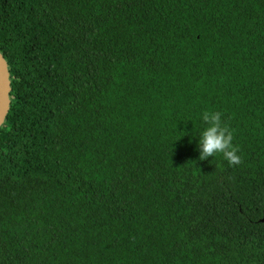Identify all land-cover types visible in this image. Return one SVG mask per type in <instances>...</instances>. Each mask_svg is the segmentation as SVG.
Segmentation results:
<instances>
[{"label": "trees", "instance_id": "obj_1", "mask_svg": "<svg viewBox=\"0 0 264 264\" xmlns=\"http://www.w3.org/2000/svg\"><path fill=\"white\" fill-rule=\"evenodd\" d=\"M0 51V264H264V0H0Z\"/></svg>", "mask_w": 264, "mask_h": 264}, {"label": "clouds", "instance_id": "obj_2", "mask_svg": "<svg viewBox=\"0 0 264 264\" xmlns=\"http://www.w3.org/2000/svg\"><path fill=\"white\" fill-rule=\"evenodd\" d=\"M221 116L219 111H205L203 113L202 119L207 127L200 135L199 159L207 160L209 157H215L217 153H220L230 166H236L242 163L241 157L237 154L239 148L233 144V130L222 122Z\"/></svg>", "mask_w": 264, "mask_h": 264}, {"label": "water", "instance_id": "obj_3", "mask_svg": "<svg viewBox=\"0 0 264 264\" xmlns=\"http://www.w3.org/2000/svg\"><path fill=\"white\" fill-rule=\"evenodd\" d=\"M12 81L8 61L0 51V130L7 121L12 105ZM264 222V218L262 220Z\"/></svg>", "mask_w": 264, "mask_h": 264}]
</instances>
